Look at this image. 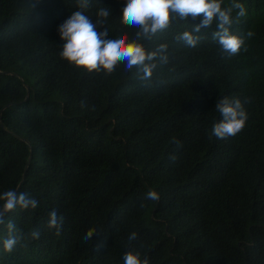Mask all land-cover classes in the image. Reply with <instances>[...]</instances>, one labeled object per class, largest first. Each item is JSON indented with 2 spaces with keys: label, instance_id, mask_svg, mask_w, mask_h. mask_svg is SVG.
Segmentation results:
<instances>
[{
  "label": "trees",
  "instance_id": "16d2710c",
  "mask_svg": "<svg viewBox=\"0 0 264 264\" xmlns=\"http://www.w3.org/2000/svg\"><path fill=\"white\" fill-rule=\"evenodd\" d=\"M125 2L89 0L85 14L95 23L108 7L109 38L131 40ZM237 2L247 12L238 22L232 13L238 54L213 40L215 20L190 47L176 37L200 20L176 19L142 41L167 45V63L144 80L135 67L89 72L60 57L57 29L77 0H0V194L39 202L6 215L0 264H124L129 251L149 264H264V0ZM225 97L247 98V121L218 139ZM53 210L59 231L46 226ZM8 221L25 234L11 252Z\"/></svg>",
  "mask_w": 264,
  "mask_h": 264
},
{
  "label": "clouds",
  "instance_id": "9594fccd",
  "mask_svg": "<svg viewBox=\"0 0 264 264\" xmlns=\"http://www.w3.org/2000/svg\"><path fill=\"white\" fill-rule=\"evenodd\" d=\"M77 3L78 10L72 12L57 29L60 40L63 41L60 57L75 67L84 68L89 72L103 70L110 74L119 64H124L126 70L137 68L142 73L141 79H150L158 66L157 61L167 63V45L161 44L154 51H146L142 41L151 39L158 32L165 31L176 19L200 20V23L194 25L191 31H184L176 37L190 47L196 46L202 38L197 34L201 32V29L210 28L214 20L216 30L212 33V38L219 44L222 52L232 56L238 54L244 45L243 38L230 33L234 22L233 11L238 10L236 22L247 14L245 6L237 0H231L228 7H222L223 0H126L121 10L120 20L123 25L136 29L134 38L131 40H128L126 35L109 38L107 20L111 10L108 7H100L96 11V20L93 23L85 14V10L89 7V0H77ZM97 27L103 30L97 31ZM246 35L251 37L253 33L248 32ZM246 103H248L247 98L242 101L239 98L227 97L215 103V109L221 116L211 129L216 138L235 136L243 130L247 121V112L244 108ZM171 158L175 159L174 156ZM145 198L155 201L159 199V196L157 192L150 190ZM0 202H2L0 203V225H5V217L9 212L17 208L34 210L39 203L27 193L17 190H7L0 194ZM62 223L63 218L58 217L55 210L49 213L46 225L49 229L59 231ZM6 228L7 238L3 240V248L6 252H11L25 238V234L21 233L11 221L7 222ZM94 233L96 230L90 229L84 240L92 238ZM39 235L38 230L30 233L32 239H38ZM134 238L135 234L130 237V239ZM123 261L124 264H149L147 258L141 260L140 253L132 251L125 253Z\"/></svg>",
  "mask_w": 264,
  "mask_h": 264
},
{
  "label": "water",
  "instance_id": "95a60500",
  "mask_svg": "<svg viewBox=\"0 0 264 264\" xmlns=\"http://www.w3.org/2000/svg\"><path fill=\"white\" fill-rule=\"evenodd\" d=\"M30 155H31V147H29V153H28V157H27V160H26V164L24 166V169H23V172H22V175H21V179L19 180L18 184H17V187L19 186L20 182L22 181L23 179V176H24V171H25V168H26V165L30 159Z\"/></svg>",
  "mask_w": 264,
  "mask_h": 264
}]
</instances>
